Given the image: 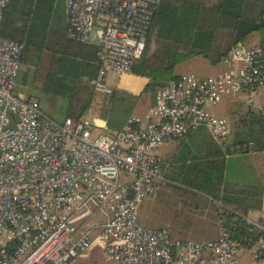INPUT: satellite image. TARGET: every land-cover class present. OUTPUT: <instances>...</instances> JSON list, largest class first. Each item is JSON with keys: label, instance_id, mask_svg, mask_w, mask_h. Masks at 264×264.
I'll return each mask as SVG.
<instances>
[{"label": "built area", "instance_id": "built-area-1", "mask_svg": "<svg viewBox=\"0 0 264 264\" xmlns=\"http://www.w3.org/2000/svg\"><path fill=\"white\" fill-rule=\"evenodd\" d=\"M7 5L0 0V27ZM159 5L64 0L67 39L91 44L97 31L95 93L113 94L108 73L132 74ZM23 47L0 36V264H71L97 247L103 264H264V215L235 214L219 222L215 240L199 242L140 222L144 202L168 182L155 151L198 129L224 148L229 121L209 107L264 85V47H233L227 72L168 81L144 115L113 134L69 117L57 122L35 99L16 96ZM237 226L257 240L236 238Z\"/></svg>", "mask_w": 264, "mask_h": 264}, {"label": "trees", "instance_id": "trees-1", "mask_svg": "<svg viewBox=\"0 0 264 264\" xmlns=\"http://www.w3.org/2000/svg\"><path fill=\"white\" fill-rule=\"evenodd\" d=\"M59 2L64 16V0H8L0 36L24 45L20 58L21 82L25 84L32 74L40 83L36 91L56 102H67L62 119L83 121L95 96L97 47L67 39L65 16L56 19ZM263 13L264 0H160L144 52L132 74L147 78L150 83L144 90H151L155 96L168 81L179 77L173 73L174 68L193 57H202L216 66L253 33L261 35L260 44L264 47ZM104 103L106 106L109 99H104ZM247 115L248 120L241 121L231 131L224 148L202 130L201 146L178 154L163 172L168 182L156 194L160 207L171 212L166 228L173 236L196 242L214 240L212 233L202 240L191 227L195 213L208 206L214 222L219 217L225 218V223L235 214L247 216L249 210L261 209L260 192L236 189L224 178L226 156L246 149L264 151V119L252 113ZM174 192L176 199L172 197ZM200 196L205 198L202 205ZM232 232L236 238L251 239L248 246L257 240L239 226Z\"/></svg>", "mask_w": 264, "mask_h": 264}, {"label": "crops", "instance_id": "crops-1", "mask_svg": "<svg viewBox=\"0 0 264 264\" xmlns=\"http://www.w3.org/2000/svg\"><path fill=\"white\" fill-rule=\"evenodd\" d=\"M249 37H252L250 41L247 42L246 40L243 44H240L237 46L245 47V48L252 47V46H261L260 43L262 41V38L259 33H253ZM91 45H95V44L92 42ZM190 60H194V64L196 65V68H197L193 70L194 71L193 75H195L199 79H204L206 77L216 75L220 72H227L231 70L229 66L223 63V59L216 66L210 65L209 62L203 59L202 57H193L187 61H190ZM96 64H97V59H96ZM220 64H224L227 68L221 69ZM129 75H132V74H129ZM122 76H128V74L122 75ZM134 79L137 80L138 82H141V80L146 79V78L135 76ZM112 92L113 94L111 95V98L110 96L107 97V96L99 94L100 96H102L101 97L102 99L110 98L109 103L104 108L98 106L97 109H100L99 112H96V114L92 115L89 119L86 120L87 122H85L89 124L93 122V120L95 119H100L104 121L106 128L104 130H99L97 128H94L97 131L99 130V131L109 133V134H113V133L121 131L124 127L126 120L129 117L144 115L145 112L149 109V107L153 106L154 101H155L154 96H152L151 98L150 96L147 97L144 103H140L138 101L135 105H133L132 111L125 114L120 122L114 123L112 122L111 113L109 112V108H111V105L112 104L114 105L116 101L115 100L116 91L113 90ZM120 92L124 94H130L134 98L141 97L140 94H138L139 90L130 91V90H127L126 87H124L120 89ZM220 105H222L223 108L220 111L216 113L213 112V113L218 116H224L228 120H230L229 121L230 133L234 128H236L238 124L240 125L241 121L248 120V115H247L248 113H252L253 115L264 119V85L260 86L254 93L242 92L238 95L226 96L222 100V102L216 107ZM212 108H215V107H212ZM66 109H67V102H66V105L64 106V112L57 114V116H61V117L60 118L56 117L55 121L58 120L57 122H61L64 119V118L62 119V117L64 116ZM244 125L248 126L246 122L244 123ZM203 131L202 129H198L195 131H191L189 135L185 136L184 138L171 139L170 141H168L164 146L169 144L170 149L168 150V152H166V154H164L162 158H160L155 153V155L160 160L161 169H162V163H161L162 160H163V163L168 168L170 164L173 162L174 158L178 154H180L181 152L185 150H189V149L201 146L202 144V136H201L202 134L201 133ZM204 133L209 138L211 137L209 133H207L206 131H204ZM190 138L192 139V142H190ZM210 139L213 140L212 137ZM224 178H225L226 183L233 185L236 189H241L245 191L257 190L258 192L261 193V201H262L261 209L260 210H249L248 212V215L249 213H257L258 214L257 219H260L264 215V151L258 153V152H254L251 149H246L244 152H237L232 155L226 156ZM155 196H157V194ZM154 197L150 198V229H162L160 228V226H165L169 224L168 221L170 220L171 212L169 210H164V209H163L164 211L159 212L160 214L162 213L164 216H166L169 220H167L165 217L160 218L159 216H156L157 215V211L155 210L156 207L157 206L159 208L161 207L159 206L160 204L158 202L157 204L152 203ZM248 215L245 217L249 218ZM221 220L225 221V218L223 219V218L218 217L217 225L214 224V233L216 235L215 239L218 236V228H219L218 224ZM215 226H216V229H215ZM166 227H168V225L165 226V228Z\"/></svg>", "mask_w": 264, "mask_h": 264}, {"label": "rangeland", "instance_id": "rangeland-1", "mask_svg": "<svg viewBox=\"0 0 264 264\" xmlns=\"http://www.w3.org/2000/svg\"><path fill=\"white\" fill-rule=\"evenodd\" d=\"M65 16V14H64ZM63 10L61 8V3L59 2L57 5V12H56V19L60 20L61 18L63 19ZM96 35L97 31L94 30L91 35V41L93 43L96 42ZM252 37H249L247 39V42L250 41ZM201 59V58H200ZM199 59V60H200ZM221 69H226L227 67L224 64H220ZM194 69L196 68V65L194 64V60L186 61L183 62L179 65H177L174 68L173 73L177 76L185 75V74H193ZM21 73H22V67L20 66V72L18 75L16 87H15V95L20 97V98H27L31 97L35 99L40 106V109L42 112L47 115L51 119H55L56 117L60 118L61 116H57L58 113H63L64 112V106L66 105V101H58L54 98H51L46 95H42L39 93V91H36L39 87V82L31 76L29 77L28 81L23 84L21 82ZM135 75H129L128 76H122V75H117L113 72H110L106 75L105 77V84L107 87H109L112 91H116V101L114 105L109 108V112L111 113V119L112 122L117 123L122 120L125 114L133 110V105H135L138 101L140 103H144L147 99V97L150 96V98L153 96L151 90H144V86L150 81L146 78L141 80V82H138L137 80L134 79ZM137 77V76H136ZM123 86V87H122ZM126 87L127 90L130 91H136L139 90L138 94H140V98H134L130 94H124L120 92L121 88ZM99 94L95 93L94 96V101L92 103V107L86 114L83 116V121L87 122L86 120L89 119L92 115L96 114V112H99L100 109H97V107H105L104 99L101 98ZM155 97V96H154ZM56 102V104H55ZM108 108V107H107ZM222 105L212 108L209 107V111L211 112H218L222 109ZM230 112V111H228ZM230 121V120H228ZM190 142H192V139L190 138ZM170 149V145L163 146L161 149L155 151V153L162 158L166 152ZM162 170L163 172L166 171L167 166L163 163L162 160ZM173 193V192H172ZM175 193V192H174ZM172 197H175L174 199L178 198L177 194H173ZM152 200V199H151ZM205 198L200 196L199 197V202L202 205L204 203ZM158 202V196H155L153 199V204H157ZM157 206V205H156ZM160 206V205H159ZM219 206V205H218ZM157 211V215L160 218H166L169 220L166 216H164L162 213L160 214L159 212L164 211L163 209L159 208L158 206L155 209ZM205 215V216H204ZM212 215V209L210 206L206 210H201L197 213H195L194 220L191 222V227L195 229L196 231V236L199 238H202L203 236H206L208 233H212V235L215 237L214 233V224L217 225V222L211 218ZM258 214L257 213H249L248 217L252 219L253 221H257L258 219ZM140 222L143 226L147 227L150 229V199L147 200V202L142 206L141 212H140ZM168 225V224H167ZM165 225V226H167ZM169 227V225H168ZM216 229V226H215ZM194 231V230H193ZM172 233V232H171ZM175 236V235H174ZM177 237V236H175ZM179 238V237H177ZM182 239V238H179ZM191 240V239H190ZM193 240V239H192ZM205 240H210V239H205ZM215 240V239H214ZM194 241V240H193ZM201 241V240H200ZM241 260L242 262L247 261L248 253L246 251H241ZM103 264L102 258H101V253L100 249L97 247L93 250L92 253H89L88 255H85L83 257H79L75 259L74 261L71 262V264Z\"/></svg>", "mask_w": 264, "mask_h": 264}, {"label": "water", "instance_id": "water-1", "mask_svg": "<svg viewBox=\"0 0 264 264\" xmlns=\"http://www.w3.org/2000/svg\"><path fill=\"white\" fill-rule=\"evenodd\" d=\"M110 98H111V96H110ZM110 98H109V99H110ZM89 125H90L91 127L97 128V129H99V130H104V129L106 128V127H105V122L102 121V120H100V119H95V120H93V122L89 123ZM229 133H230V126H229Z\"/></svg>", "mask_w": 264, "mask_h": 264}]
</instances>
